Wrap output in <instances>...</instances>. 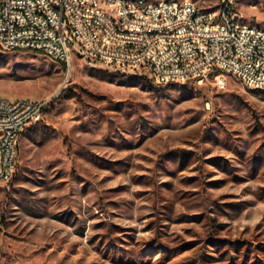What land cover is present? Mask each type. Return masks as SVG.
I'll use <instances>...</instances> for the list:
<instances>
[{
	"label": "rangeland",
	"instance_id": "rangeland-1",
	"mask_svg": "<svg viewBox=\"0 0 264 264\" xmlns=\"http://www.w3.org/2000/svg\"><path fill=\"white\" fill-rule=\"evenodd\" d=\"M235 9L264 28V0ZM226 80L0 50V93L47 100L0 182V264H264V91Z\"/></svg>",
	"mask_w": 264,
	"mask_h": 264
},
{
	"label": "built area",
	"instance_id": "built-area-1",
	"mask_svg": "<svg viewBox=\"0 0 264 264\" xmlns=\"http://www.w3.org/2000/svg\"><path fill=\"white\" fill-rule=\"evenodd\" d=\"M236 0L213 11L160 0H0V50H29L62 62L149 75L155 84L231 78L264 91V28L241 23ZM47 100L0 93V182L16 170L21 134Z\"/></svg>",
	"mask_w": 264,
	"mask_h": 264
},
{
	"label": "crops",
	"instance_id": "crops-1",
	"mask_svg": "<svg viewBox=\"0 0 264 264\" xmlns=\"http://www.w3.org/2000/svg\"><path fill=\"white\" fill-rule=\"evenodd\" d=\"M37 123H38V122H37ZM34 125H35V124H34ZM32 126H33V125H32ZM29 128H30V127H29ZM27 129H28V128H27ZM27 129H26V130H27ZM18 145H19V142H18Z\"/></svg>",
	"mask_w": 264,
	"mask_h": 264
}]
</instances>
